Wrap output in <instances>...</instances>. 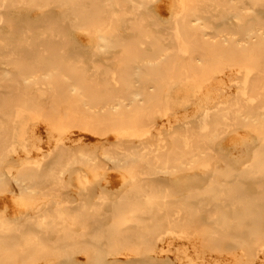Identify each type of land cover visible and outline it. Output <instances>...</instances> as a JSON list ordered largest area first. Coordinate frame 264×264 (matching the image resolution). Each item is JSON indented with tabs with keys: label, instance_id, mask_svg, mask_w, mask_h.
<instances>
[{
	"label": "bare ground",
	"instance_id": "obj_1",
	"mask_svg": "<svg viewBox=\"0 0 264 264\" xmlns=\"http://www.w3.org/2000/svg\"><path fill=\"white\" fill-rule=\"evenodd\" d=\"M240 1L245 4L248 0ZM255 4L258 6L257 3ZM259 4L264 5V2ZM3 6H1L2 9ZM255 6H244L246 14L252 16L243 21L240 14L232 13V16L241 22L234 24L239 33L236 38H225V36L221 38L220 43L217 41V44L201 36L200 39L174 36L176 45H179L178 40L182 39L181 43L188 40L193 47L204 46L211 50L221 43L225 46L232 44L236 51L245 52L243 55L245 54L246 60H251L254 56L255 60L247 64L248 66H240V63L233 66L228 62V67L219 65L200 76L191 73L188 75L184 66L180 71L186 75L177 77L176 84L170 86L168 91H162L154 83L140 89L135 88L136 90L132 92L133 100L129 101L130 103L137 105L140 101H149L154 97L161 100L154 109L146 110V105L132 109L135 113L138 112L140 116L138 120L133 116L118 115L124 112L123 106L126 103L123 100L118 99L109 105L106 103L107 106L105 102H102L104 104L101 106L88 103L89 101L84 99L88 82L83 81L81 75H75V77L69 75L64 63L43 61L39 59L40 57L37 58L39 60L32 58L35 65L32 64L31 69L19 72V75L16 73L24 87L22 94L17 93L20 99L16 102L14 112L18 116L16 119L10 118L12 121L10 129L5 131L2 129L3 119L0 118V184L4 190L0 193V202H4L0 204V211L2 210L0 212V242L18 240L19 235L9 234L8 230L20 231L32 227L44 229L43 224L46 221L43 219L45 218H53L47 223V226L53 229L49 234L39 236L36 242L30 245V248L37 246L31 253L29 251L30 255L42 252L37 253L33 259L27 262L0 260V264H79L80 262L82 264H119L118 257H129L139 253L138 248L131 244L133 238L137 236L140 237V242L145 243L144 250L141 252L144 257L166 256L173 264H264V236L261 239L258 238V242L254 239L251 245H247V251L238 247L237 243L234 244L238 246L225 244L227 242L219 243L216 237L203 236L201 230L187 226V222L180 219L177 209L181 207L188 211H202L214 216L225 208L226 200L232 208H235L233 198L228 197L226 200L212 202L213 193L198 194L200 186L207 187L203 192H209L210 188H213L210 186L225 184L227 180L221 179L218 174L226 166L234 175L240 173L253 175L255 172L253 164L255 162L264 164V131L255 138L254 149L244 151L247 152L246 158L245 156L229 158L224 151L216 148L219 145L218 140L232 129L230 127H235L234 118L240 117L244 120L256 119L255 117L258 116L264 121V64H261L260 60L261 51L264 49V17L261 15L264 10L256 11ZM82 15H85V9L80 7L68 16H76L78 20ZM1 16L0 11V19ZM2 23H4L3 20ZM16 27L19 29V26ZM78 27L86 32L95 33L102 42L107 38V35L101 32L99 25H94V28L90 30L81 23ZM102 42L98 44V47L104 49L106 45ZM172 46L170 43L166 45L161 42L154 49L157 50L156 53L153 52L158 61L155 57L152 59L155 58L156 62L165 61L164 58L172 56L173 53L162 51ZM136 47L145 49L143 46ZM125 48L128 46L125 45ZM33 53L32 56H34ZM153 53L150 55L152 56ZM29 59L31 61V57ZM185 59L186 57L180 58L176 62L180 66L193 63L199 67L206 63L205 55L196 52L190 53L187 61ZM167 61L175 64L173 59L169 58ZM0 63L8 65L12 61H5L2 58ZM251 70L254 72L252 73ZM110 72L107 79L114 83L111 85L114 88L119 78L114 71ZM0 74L7 81L6 86L0 84V87L12 94L17 92V86L13 83L18 80L16 77L13 78L10 68H0ZM238 74H241V77ZM66 93L72 98V108L68 106L60 112L56 111L55 106L58 100L61 99V95L66 96ZM47 95L52 98V104H55L53 108L46 109L42 106L40 99ZM54 97L57 99L53 100ZM30 99L33 100L32 105L28 103ZM101 113L104 117L107 116L105 120H109L111 124L88 135L89 127L86 131L84 124L78 120L85 122V117L95 120V115L96 119H99ZM110 114H114L116 118L108 117ZM141 120H145L144 125H149L152 130L151 134L145 138L137 134L139 125H143L139 124ZM219 123L223 124V128H220ZM177 130H180L178 135H176ZM4 134L11 136L7 140L8 143L3 141L5 138H1ZM85 147L89 149L87 152L84 150ZM76 150L80 151V154H83L84 150L88 158L78 162L81 167L69 170L60 163V155L67 152L68 163L69 156L74 160L80 159L81 155L74 157ZM32 153L35 157L28 159L29 154ZM170 156H172L171 162ZM204 157H208L206 166L203 169H197V163H201ZM82 171H88L94 179L87 183L84 178L82 179ZM68 172L73 174L72 178L76 183L70 191L74 196L67 199L65 203L60 196V185L56 184L66 182L64 178ZM125 175L128 176L126 179L123 178ZM144 175L149 176L143 177ZM45 177L50 178L51 192L48 193L50 197L37 202L30 200L38 190L36 179ZM194 177L197 178V182L199 181L198 184L176 192L181 197L171 198L172 200L164 198L166 192H169L168 188L180 189L179 183ZM6 183L8 186L5 185ZM220 189L217 193L235 196L232 195L234 190L223 192ZM241 195L249 199L243 201L245 208L250 207L251 199L260 196L255 192ZM107 199H110V202ZM106 200L109 204L104 206L103 203ZM170 210L176 212L172 218H168ZM129 217H132L131 223H127ZM149 220L158 222L157 225L166 222L167 234L157 233L153 238L154 235H151L149 230L147 231L149 234L144 231L146 233L140 235L139 230L145 228L143 226H146ZM71 237V243L64 244L70 247L64 253L43 251V247L56 246L59 242ZM73 245L75 248H72ZM83 245L88 250H84ZM7 256L10 255L8 253L2 255L3 258ZM25 257H22L23 260ZM129 261L134 264L137 259ZM147 264L153 263L147 262Z\"/></svg>",
	"mask_w": 264,
	"mask_h": 264
},
{
	"label": "rangeland",
	"instance_id": "obj_2",
	"mask_svg": "<svg viewBox=\"0 0 264 264\" xmlns=\"http://www.w3.org/2000/svg\"><path fill=\"white\" fill-rule=\"evenodd\" d=\"M246 2L247 3L244 4V2L240 0H0L1 6L5 5L3 6V9L0 6L2 14L0 19V53L2 52L0 54V60L3 58L5 61H12V63H9L8 65L0 63V68H10L11 73L13 72V78L16 77L18 80L16 83L12 82L17 86V92H14L13 94L0 87V118L3 119L4 126L2 129H4V131L5 129H10L12 122L10 118L16 119L18 116L16 115L17 113L14 112V108L17 105L16 102L20 99L17 93L22 94L24 87L23 83L20 82V78L17 76L19 75V72L31 69L32 66L35 65L32 60L37 59L38 57L43 61H54L58 64L64 63V66L66 64L67 72L72 77H75V75L83 76V81L85 80L89 83H87V87L85 88L86 94L84 97V99L89 101L88 103L101 106L104 104L102 102H105V105L107 106V104L109 105V103L111 104L118 99L123 100L124 103H126V105L123 106L124 112L123 114L118 115H127L126 117L133 116L137 120L140 119V116L138 112L135 113L132 109L145 105L146 110L154 109L156 105L161 103V100L160 98L154 97L149 99V101L137 102V105L133 102L130 103L133 100L132 92L133 90H136L135 88L140 89L145 85L154 83L162 91H168L170 86L172 87L173 84H176L177 77L186 75L180 71L184 66L186 67L185 69L187 70L188 75L191 73L192 75L200 76L205 75L219 65H226L228 67V62L233 66H235L236 63H240V66L249 65L256 57L254 56L251 60H246L245 54L243 55L245 52L242 50L236 51L235 46L232 44L225 46L224 44L221 45V43L211 50L210 48H204V46L193 47L188 40H184V43H181L182 39L178 40L179 45H176L177 41L174 40L175 35L177 37L185 36L184 38L187 39L190 37L199 38L201 36L202 38L213 40L215 43H217V41L220 43L221 38H224L225 36V38L238 37L239 33L235 29L234 24L240 22V20L237 21L232 16V13L235 12L240 14L241 21H243L252 16L246 14V8H244V6H255V3H257L258 6L256 5L254 10H264V5L259 4L260 2H264V0H248ZM80 7L85 9V15L79 16L78 20V17L76 16H68L73 10H78ZM11 12H13V14H11ZM66 13L68 14L65 15ZM11 15L15 16L11 17ZM25 15L27 17H25ZM261 15L264 17V13H261ZM81 18L83 19L80 20ZM223 19L225 20L223 21ZM2 20L4 23H2ZM54 20L56 21L54 22ZM8 23H10V25ZM80 23L83 26H87L88 30L94 28V25H99L102 30L101 32L105 33L107 38L102 42L96 37L95 33L86 32L83 29H80L78 27ZM16 26H19V29ZM189 31H191V33ZM24 37L26 39H23ZM27 42H29V44ZM100 42L106 45L104 49L98 47ZM161 42L166 43V45H168V43L173 45L172 47H169L168 50L165 49L166 51H162L173 53V55L166 56V58H164L165 61L156 62L155 58L157 57L153 52L156 53L157 50L154 49H156V46ZM125 45L128 46V48H125ZM131 46H135V48H131ZM136 46H143L145 49H140ZM36 48L39 49V52ZM213 50L216 51L214 52ZM35 51L37 52V55ZM32 52H34V56H32ZM194 52L204 54L206 63L199 67L197 64L193 63H187V65L181 64L180 66L178 62H176L178 59L185 57V61H187L189 54ZM151 53H153L152 56L150 55ZM40 55H42V57ZM20 56L23 57L21 58ZM30 57L31 61L29 59ZM152 57L155 58L152 59ZM261 57V64H264V49L261 51ZM147 58H150V60H147ZM169 58L175 60V64H170L167 61ZM110 71H114V74L119 78V81L115 82V86H117L114 88L111 87L114 83L107 79L111 74ZM253 72L254 70L252 73ZM101 75L104 79L106 78V84L108 85L105 84ZM240 75L241 74H238V76ZM0 84H4L3 86L7 85V81L1 74ZM44 97L40 99L42 106L46 109L53 108L55 104H52V98L49 97V95ZM54 99H57V97H54L53 100ZM71 100L72 98L67 93L66 96L61 95V99L58 100L59 102H57V105L55 106L56 111L60 112L63 108L68 106L72 108L71 106L73 105L71 104ZM32 101L33 100L30 99L28 100V103L32 105ZM100 115L99 117L101 118L99 119H96L95 115V120H89L85 116V122H82L80 119L78 120L80 123L84 124L86 131L87 127H89L87 131L88 135H91L95 131H99L103 127L111 124L109 120H105L107 116L104 117L103 113ZM108 117L116 118L114 114H110ZM255 118L256 119L244 120L240 119V117L234 118V121H236L235 127H230V129H232L229 130L224 137L218 140L219 145H217L216 148L224 151L229 158L244 157L247 153L244 151H251L254 149L253 145L256 141L255 138L259 137V134L264 131V127H262L264 121L258 116ZM145 120L139 121V124L143 125H139V131L137 133L143 138L148 137L152 132L149 125H144L146 122ZM218 125L220 128H223V124L219 123ZM179 131L180 130H177L176 135H178ZM10 137V134H4L1 138H5L3 141L8 143L7 140H9ZM84 150L87 152L89 149L85 147ZM84 150L83 154H80V151L76 150L74 152V157L81 155L80 159L74 160V158L69 156L68 163L67 152H63L60 155V163H63L65 167L69 168V170L81 167V164L78 162L84 161V159L88 158ZM34 157L35 155L32 153L29 154L28 159H33ZM171 161L172 156H170V162ZM207 162L208 157H204L201 163H197L196 168L203 169ZM253 166L255 171L253 175L247 173L234 175L230 173L231 169L226 166L222 172L218 174V177L227 180L225 184L210 186L213 188H210L209 192H203L207 189V187H204L203 185L200 186V189L198 190L199 192H197L198 194L203 195H207L206 193H213L214 195L211 197L212 202L226 200L228 197L233 198V205L235 208H232L231 204L226 200L225 208L219 214L210 216L202 211L194 212L193 210L188 211L178 207L177 209L180 219L183 220V222L186 221L187 224H185L187 226L193 227L198 231L201 230L203 236H214L219 243L227 242L225 244L231 246L235 245L234 243H237L239 246H235L247 251V245H251L250 243H253L254 239H256L255 242H258V238L261 239L262 236H264V164H262V162H255ZM56 174L58 176L60 175L59 173ZM72 175L73 174L68 172L64 178V181L66 182H57L56 184L60 185V196H62L65 203L67 199H71L74 196V194L70 193L76 183L74 178H72ZM82 175V179L84 178L87 183L94 179L88 171H82ZM148 176L149 175H144L143 177ZM126 177L128 176L125 175L123 178L126 179ZM49 182V177L36 179L35 183L38 190L33 194L30 200L37 202L49 198L50 194L48 193L51 192L49 190V187L51 186ZM198 182L196 177L191 180L185 179L179 183L180 189L177 188L176 190L175 187L168 188L169 192H166L164 198L172 200L174 198L176 199V197H181L180 194H177L178 191L185 189L188 186L198 184ZM5 185L8 186V183ZM219 188H221L220 190L223 192H228L227 190L230 189L231 191L234 190L232 195L235 196H226L225 194L217 193ZM3 191V186L0 184V193H3ZM249 192L258 193L260 196L256 199L250 198L252 203L249 208H245L243 206V201L249 199L243 197L241 194ZM185 193L186 192H184V194ZM153 199L156 198L153 197ZM107 200L110 202V199ZM107 200L103 203L104 206L109 204ZM2 203L4 202H0V204ZM0 212H2V210ZM175 214L176 212L170 210L168 212V218L174 217ZM52 220L53 218L43 219V221H46L45 224H43L45 230L38 227L22 229L20 230L21 232L17 229L8 230L7 233L9 232V234L12 233L13 235L18 234L19 238L14 242H0V260L27 262L29 259H33L37 253H42L39 251L30 255L32 249L37 248V246L30 248V245L35 243L39 236L51 232L53 228L47 226V223ZM112 220L113 219L111 218V221ZM131 222L132 217H129L127 223ZM157 224L158 222L149 220L147 222L148 226H143L145 228L139 230V232H141L139 234L142 235L149 230L150 234L154 235L153 238L157 233H160L161 235L167 234L168 230L166 228V222H162L159 225ZM147 233L149 234V232ZM21 234L22 236H20ZM71 239L72 237L70 239L66 238L56 246L43 247V251L55 254L64 253L70 248L69 246H64V244L71 243ZM153 242H155V240H153ZM131 244L133 247L136 246L138 248L139 253L129 257H118L120 260L119 264H131V261L129 260L132 259H137L135 262L136 264H147V262L153 264H173L166 256L152 257L149 255L147 258L144 257L141 252L144 250L145 243L140 242V237L138 236L133 238ZM72 248H75V246L73 245ZM83 249L88 250L84 245ZM22 251L24 252L20 253ZM6 253L10 256L3 258L2 255ZM22 257H25V260H23ZM79 264L82 263L80 262Z\"/></svg>",
	"mask_w": 264,
	"mask_h": 264
}]
</instances>
